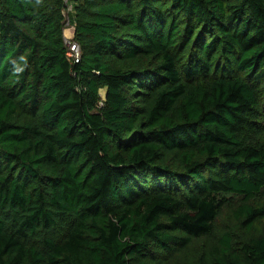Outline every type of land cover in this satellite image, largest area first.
I'll use <instances>...</instances> for the list:
<instances>
[{
  "label": "trees",
  "instance_id": "trees-1",
  "mask_svg": "<svg viewBox=\"0 0 264 264\" xmlns=\"http://www.w3.org/2000/svg\"><path fill=\"white\" fill-rule=\"evenodd\" d=\"M0 0V264H264V0Z\"/></svg>",
  "mask_w": 264,
  "mask_h": 264
},
{
  "label": "built area",
  "instance_id": "built-area-1",
  "mask_svg": "<svg viewBox=\"0 0 264 264\" xmlns=\"http://www.w3.org/2000/svg\"><path fill=\"white\" fill-rule=\"evenodd\" d=\"M64 8L62 9V16L64 18L63 39L64 44L67 47V56L72 63L79 62L80 48L76 42H74V24L70 22L69 15L73 12L74 6L77 0H61ZM68 32V33H67Z\"/></svg>",
  "mask_w": 264,
  "mask_h": 264
},
{
  "label": "rangeland",
  "instance_id": "rangeland-1",
  "mask_svg": "<svg viewBox=\"0 0 264 264\" xmlns=\"http://www.w3.org/2000/svg\"><path fill=\"white\" fill-rule=\"evenodd\" d=\"M68 33V32H67Z\"/></svg>",
  "mask_w": 264,
  "mask_h": 264
}]
</instances>
